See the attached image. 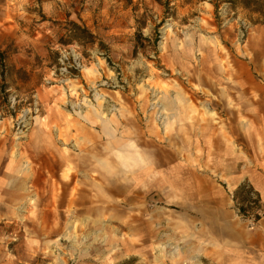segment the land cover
<instances>
[{"label":"rangeland","instance_id":"1","mask_svg":"<svg viewBox=\"0 0 264 264\" xmlns=\"http://www.w3.org/2000/svg\"><path fill=\"white\" fill-rule=\"evenodd\" d=\"M165 1L0 0V264L245 256L223 218L264 225L234 200L264 174V0Z\"/></svg>","mask_w":264,"mask_h":264},{"label":"crops","instance_id":"2","mask_svg":"<svg viewBox=\"0 0 264 264\" xmlns=\"http://www.w3.org/2000/svg\"><path fill=\"white\" fill-rule=\"evenodd\" d=\"M248 179L250 184L257 190L262 198V203L264 204V174L263 173H250L248 176L243 177V180ZM239 181L236 185L238 187L241 183ZM233 215V217H231ZM263 220V219H262ZM262 220L259 221L262 222ZM223 224L227 226L224 233V238H227V243L237 248V250H243L245 256L240 254H233L229 252L230 255L227 258H223L224 264L226 261L228 264H262L260 258L262 259L261 251L264 246V225H258V227L251 228L248 224V221L245 219H239L237 212L234 211V214L227 212L226 216L224 214ZM238 246H243L241 249ZM231 247V250L232 248ZM230 250V249H229ZM264 258V256H263Z\"/></svg>","mask_w":264,"mask_h":264},{"label":"trees","instance_id":"3","mask_svg":"<svg viewBox=\"0 0 264 264\" xmlns=\"http://www.w3.org/2000/svg\"><path fill=\"white\" fill-rule=\"evenodd\" d=\"M229 2L231 4H237L238 2L242 3L243 6L248 9L258 6L257 0H231ZM167 3H169V0L164 2V4ZM218 4L219 2L213 4L216 9H218ZM261 14V19L264 21V12H261ZM75 26L78 27L76 24ZM78 31L82 34L88 35V37H93L87 28L78 27ZM136 38L138 44H143V40H149L148 38H144L141 31L137 33ZM143 46L145 45L143 44ZM1 57L2 56H0V62L3 63ZM234 200L236 202V209L238 210L239 215L243 218L251 219L255 223H258L264 218V204L262 203L261 195L248 181L243 182L237 188L234 194Z\"/></svg>","mask_w":264,"mask_h":264},{"label":"bare ground","instance_id":"4","mask_svg":"<svg viewBox=\"0 0 264 264\" xmlns=\"http://www.w3.org/2000/svg\"><path fill=\"white\" fill-rule=\"evenodd\" d=\"M159 113H161V112H159ZM131 149H132L131 151H132V154L134 155V158H136V161L138 162L137 166L143 167L145 165V163L148 162V156H146V154H144L143 150L141 148H139L138 145H136V144L132 143Z\"/></svg>","mask_w":264,"mask_h":264}]
</instances>
